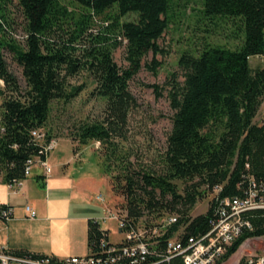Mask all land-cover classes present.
<instances>
[{
	"label": "trees",
	"instance_id": "trees-1",
	"mask_svg": "<svg viewBox=\"0 0 264 264\" xmlns=\"http://www.w3.org/2000/svg\"><path fill=\"white\" fill-rule=\"evenodd\" d=\"M75 1L95 13L114 5L121 15L137 13L136 20L114 24L125 42L131 69H121L114 63L108 49L92 55L88 63L97 77L96 91L106 103L101 118L83 122L73 134L78 142L98 139L115 146L113 141L125 135L134 103L128 81L146 53L158 52L157 39L167 26L169 0ZM18 4L25 20L23 45L7 38L0 0V181L8 184L25 178L26 160L41 148L30 131L46 123L52 101H67L75 94L68 89L67 77L83 66L70 50V43L53 35L58 21L67 16L58 0H18ZM203 13L211 18H237L242 43L234 49L207 46L198 54H181L178 66L183 80L175 79L169 90L174 112L161 166L139 171L125 166V171L111 178L112 190L123 196L117 208L125 210L128 218L136 221L143 215L154 218L171 212L180 216L186 236L207 231L219 199L242 197L250 177L264 188V109L261 122L254 121L264 101V66L252 68L249 63L251 56H264V0H203ZM3 50L11 52L21 68L26 85L23 92L8 70ZM50 136L47 134V138ZM109 161L104 171H109ZM177 181L183 184L181 191ZM207 192L213 196L206 212L191 217L190 209ZM4 206L8 205L0 207ZM246 217L253 230L233 243L223 261L247 235L264 234V209L249 211ZM179 222L168 229L166 236L179 227ZM106 233L97 219L89 218L88 248L98 249ZM16 252L28 257L43 255Z\"/></svg>",
	"mask_w": 264,
	"mask_h": 264
},
{
	"label": "rangeland",
	"instance_id": "rangeland-1",
	"mask_svg": "<svg viewBox=\"0 0 264 264\" xmlns=\"http://www.w3.org/2000/svg\"><path fill=\"white\" fill-rule=\"evenodd\" d=\"M58 2L66 9L67 16L58 21L59 26L56 27V34L53 35L55 39L70 43V50L81 59L83 66L75 75L67 77L68 89L75 94L67 101L63 99L52 101L48 119L42 126L55 143L47 156L50 172L42 173L48 175L52 172L49 160L51 153L56 157L65 155L60 164L62 170L70 165L77 167L82 163L93 169L98 168L106 177L110 188L104 184L100 187V192L95 189V193L99 192L93 193L95 199L102 203L104 215L113 213L120 215V208L117 207L123 203V196L112 190L111 178L125 171L123 169L125 166L135 171L152 168L158 170L161 166V157L166 150L167 136L172 127L174 112L169 102V90L175 79L183 80L182 70L178 66L179 57L185 51L198 54L207 46L230 49L239 47L243 39L239 28L240 22L235 17L205 16L203 0H169L165 15L167 26L157 39L158 52L146 53L141 58L138 69L128 81V89L134 103L127 116L124 137L120 140L115 139L113 141L115 146H112L105 145L98 139L78 142L73 134L83 122L101 118L106 103V99L98 95L96 91L97 77L90 70L88 63L92 55L108 49L111 51L114 63L121 69H131L125 42L121 40L114 24L117 21L136 20L137 13L128 12L121 15L116 5L101 13H95L75 0H58ZM1 5L7 38L23 45L25 20L18 0H1ZM3 55L8 70L17 78L23 92L26 85L20 66L8 50H3ZM249 63L252 68L264 66V56H251ZM2 87L0 85V88ZM263 109L264 101L254 118L256 123L261 122ZM66 159L68 163L65 162ZM108 159L111 161L108 162L110 169L107 172L103 167ZM36 169L43 171L36 165L26 177L31 176ZM1 177L0 171V180ZM21 181L22 179L17 180L12 186H8V183L6 185L14 190L21 185ZM177 184L181 191L183 184L180 181H177ZM212 196L213 193L207 192L190 209L189 215L193 217L205 213ZM29 209L33 210L30 207ZM30 210H27L28 213ZM33 211L35 214L33 216L29 214V217L36 216V211ZM106 221L111 228L108 239L111 242H118L121 234L116 220L110 218ZM106 231L108 233V230ZM251 244L264 248L262 239L251 240ZM239 246L227 260L223 261V264H237Z\"/></svg>",
	"mask_w": 264,
	"mask_h": 264
},
{
	"label": "built area",
	"instance_id": "built-area-1",
	"mask_svg": "<svg viewBox=\"0 0 264 264\" xmlns=\"http://www.w3.org/2000/svg\"><path fill=\"white\" fill-rule=\"evenodd\" d=\"M30 134L41 148L37 155L26 160L24 176L29 175L36 165L47 174L50 172L47 156L54 148V139L47 138L43 127L33 128ZM249 181L250 185L242 197L226 196L219 199L213 217L209 220V229L203 233L184 235L185 228L179 222L180 216L172 217L171 212L154 218L143 215L134 221L127 217L125 210L120 209V215L103 216V220H116L121 234L118 242H111L106 233L100 239L98 249L91 247L84 255L65 257H28L16 250L0 247V264H223L222 259L233 243L241 235L253 230L246 214L264 209V188L259 187L253 177ZM26 209L30 210L28 206ZM29 214L33 216L35 213L30 210ZM12 215L13 209L10 206L0 207V219L8 220ZM178 222L181 225L178 224L179 227L166 236L168 229ZM254 239H262L264 242V234L247 235L243 239L239 246L237 264H264V248L252 246L251 240Z\"/></svg>",
	"mask_w": 264,
	"mask_h": 264
},
{
	"label": "crops",
	"instance_id": "crops-1",
	"mask_svg": "<svg viewBox=\"0 0 264 264\" xmlns=\"http://www.w3.org/2000/svg\"><path fill=\"white\" fill-rule=\"evenodd\" d=\"M64 157L51 153L52 172L45 175L36 169L14 190L0 181V206L13 208L12 217L0 219V247L55 257L84 255L88 251L89 218L97 219L109 234L111 228L103 220L102 203L95 199L100 187H109L106 177L98 168L84 163L62 170ZM95 189L99 192L95 193ZM25 206L35 210L36 216L29 217Z\"/></svg>",
	"mask_w": 264,
	"mask_h": 264
},
{
	"label": "bare ground",
	"instance_id": "bare-ground-1",
	"mask_svg": "<svg viewBox=\"0 0 264 264\" xmlns=\"http://www.w3.org/2000/svg\"><path fill=\"white\" fill-rule=\"evenodd\" d=\"M172 214V213H171ZM113 215H116L115 213H113ZM172 217H178V215L176 214H172Z\"/></svg>",
	"mask_w": 264,
	"mask_h": 264
}]
</instances>
